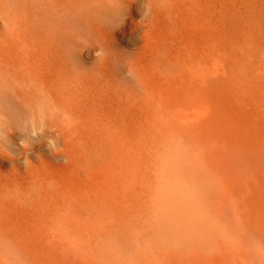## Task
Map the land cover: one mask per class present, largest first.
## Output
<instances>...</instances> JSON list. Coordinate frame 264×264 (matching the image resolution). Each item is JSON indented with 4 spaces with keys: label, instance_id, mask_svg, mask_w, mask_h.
<instances>
[{
    "label": "bare ground",
    "instance_id": "6f19581e",
    "mask_svg": "<svg viewBox=\"0 0 264 264\" xmlns=\"http://www.w3.org/2000/svg\"><path fill=\"white\" fill-rule=\"evenodd\" d=\"M247 8L234 43L215 0H0V264H182L187 248L264 264V199L208 141L222 127L264 152V20Z\"/></svg>",
    "mask_w": 264,
    "mask_h": 264
},
{
    "label": "rangeland",
    "instance_id": "374dc122",
    "mask_svg": "<svg viewBox=\"0 0 264 264\" xmlns=\"http://www.w3.org/2000/svg\"><path fill=\"white\" fill-rule=\"evenodd\" d=\"M248 6H251L252 9L255 11V13L259 14L264 20V4L261 5V3L257 0H215V16L217 18L218 25L220 24L218 32H220L222 34L223 39L228 40L229 42H234V43L239 42V41H243V39L238 34V29H239L238 24L241 21L240 19L248 18V16H249L248 8H247ZM0 23H1L0 24V30L2 32L1 33L2 35H0V36H2L1 37L2 39L1 38L0 39L2 41V40H4V36H5V39L7 38L6 36H7V34L9 35V31H7V25H4L2 22H0ZM229 32H230V35L231 34L233 35L230 37V39H229V37L226 36L227 35L226 33H229ZM4 41H2V42H4ZM123 48L126 51V53L134 52L132 47L131 48L130 47H123ZM143 99L144 100H142V98H141V100L139 101L140 103L138 102L135 109H134V115L133 116H134V118H136V119H134V124H135L134 130L138 133L140 131H142L140 134L141 138L151 140L153 138L154 134L151 133L152 131H150L151 129L148 127L149 125H148V122L146 121V116L150 113V110L153 111L155 108H157L156 106L158 103L155 101H152V100L148 101L146 98H143ZM201 102H200V107H199L200 112L205 114V115L209 114L212 110L210 108H208V104L205 101H203L202 104H201ZM204 102H205V104H204ZM142 106H144V108ZM198 106H199V104H198ZM208 109H209V111H208ZM123 111L124 110H122V114H123L122 116L124 118L122 117V119H123L124 124H122L121 127L122 128L125 127L123 130H128V129H126L127 127H126L125 123H127L129 118L131 117V115H129V112L124 111V113H123ZM138 113H139V115H138ZM167 119H171V118H167ZM171 120H173V119H171ZM140 122H142V123H140ZM173 122H175L174 124H176L175 127L178 124L177 128L178 127L180 128L181 125L183 124L182 122H179L178 119H176V118ZM179 123H182V124H179ZM123 125H124V127H123ZM183 126H184V124H183ZM182 128H184V127H182ZM182 128H180V129L182 130ZM214 128L216 130L215 131L213 129L214 132H213V130L211 131L208 129L209 131H211L210 137L213 139H211L209 137V132L207 133L208 130L203 131V132H206L208 134L207 135L204 133L206 135V139L210 138L208 141L211 140V141H214V143H215L216 137L219 134V136L217 138L218 141L219 142L224 141L223 143L225 145L217 147L216 144H214V146H216V150L227 161H231L234 164H236L240 167H243L245 169V170L242 169V171L240 172L242 178L237 180V181H233L234 183L236 182L235 186H232L233 189L239 187V190H241V191H238V194L242 193V195H244V196L245 195H247V196L253 195V197H251L252 198L251 202L254 201L255 199H257V201L261 198L264 199V163H263V161H264V154L263 153L264 152H262L260 150L257 151L256 146L253 148L254 150L253 149L250 150L251 147L250 148L245 147L246 145L244 144L245 145L244 146L243 143H241V146H239L240 145V141H239L240 137L238 138V136H240V135L237 134L238 136H235L236 133H234L230 129L229 130L226 128L222 129V127H219V128L214 127ZM223 130H224V132H223ZM202 133H200L201 136H202ZM213 133H215L214 137H212ZM216 133H217V135H216ZM145 134H147V135H145ZM202 138H204V137H202ZM219 139H222V140H219ZM226 139H228V140H226ZM233 139L235 140L236 143H238V141H239L237 146L234 143H232V144L230 143L231 140H233ZM218 141H216V142H218ZM226 142H228V143H226ZM212 146L210 145L209 147L212 149ZM17 148H21L20 143H19V145H17ZM256 151L259 153H262V155L258 154ZM10 154L13 158H16L15 154L11 153V151H10ZM29 159L33 160V158L31 156H29ZM5 163H7V162H5ZM50 163H51V165L56 167V166H59V164L63 163V161L60 163V162L55 161V160H50ZM2 168H3L2 169L3 173H7V171L9 170L10 167L8 164H4ZM251 184H253L256 188H254V186H252ZM249 185H251L252 188ZM241 188L244 190V192H242ZM252 189L255 190L256 192L253 191ZM254 192L257 194H255ZM259 195L260 196L262 195V197L259 198L260 197ZM253 198H254V200H253ZM257 201L255 200L256 204H257ZM261 201H263V200L261 199L259 202H261ZM263 202L261 204H263ZM228 203H229L228 201L223 202V204L221 206V213L224 216H227L230 218L231 216H234L235 213H234L233 207L230 206V204H228ZM256 204L254 203V205H256ZM251 205H253V204L251 203ZM251 205H249V206H251ZM225 208H226V212H228L229 215H228V213L226 215V212H224ZM227 208H228V211H227ZM257 208H258V206L256 207V209L254 206H253V208H250V209H252L251 213L253 214V213H255V211H258ZM253 209H255V210L253 211ZM231 210H233V211H231ZM257 213H259V211ZM257 213H255V215L253 214V216L255 217ZM232 220H234L233 217H232ZM249 229H250V226L247 227L246 230H249ZM253 241H255V238L247 239V244H249ZM244 242L240 241L242 246H243ZM246 246L247 245H245L243 247H246ZM251 252H252L251 256L256 257L257 249H254V247H253V249H251ZM180 256L181 257L179 259L182 260L181 261L182 264H184V263L185 264H202V263L203 264H230V257L227 258V257L222 256V255L211 254L209 252V250L204 251V252H202V251L196 252L194 250L187 248L184 250L183 253L180 254Z\"/></svg>",
    "mask_w": 264,
    "mask_h": 264
}]
</instances>
